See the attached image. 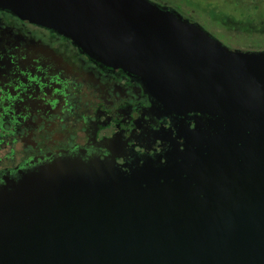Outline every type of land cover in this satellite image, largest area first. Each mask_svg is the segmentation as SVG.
Returning a JSON list of instances; mask_svg holds the SVG:
<instances>
[{"label": "water", "instance_id": "95a60500", "mask_svg": "<svg viewBox=\"0 0 264 264\" xmlns=\"http://www.w3.org/2000/svg\"><path fill=\"white\" fill-rule=\"evenodd\" d=\"M0 9L140 76L167 110L201 113L214 136L243 141L238 177L209 165L196 184L173 151L128 173L97 159L51 165L48 203L63 198L66 217L37 238L34 264H264V49L228 46L152 0H0Z\"/></svg>", "mask_w": 264, "mask_h": 264}, {"label": "flooded vegetation", "instance_id": "af4514ba", "mask_svg": "<svg viewBox=\"0 0 264 264\" xmlns=\"http://www.w3.org/2000/svg\"><path fill=\"white\" fill-rule=\"evenodd\" d=\"M152 1L228 46L264 49V39L242 43V36L255 33L252 27L219 25L216 18L215 24L184 0ZM202 117L167 110L140 76L96 60L54 29L0 9V264H34L37 238L49 239L58 233L52 223L65 221V200L48 203L57 195L58 177L50 167L57 162L97 159L128 173L144 164L161 166L173 151L179 162L185 153L194 184L209 178V165L215 173L233 174L243 141L214 136Z\"/></svg>", "mask_w": 264, "mask_h": 264}, {"label": "rangeland", "instance_id": "374dc122", "mask_svg": "<svg viewBox=\"0 0 264 264\" xmlns=\"http://www.w3.org/2000/svg\"><path fill=\"white\" fill-rule=\"evenodd\" d=\"M183 5L190 7L189 9H194L193 6L196 5L214 23L216 18L219 25L230 23L240 28L252 27L255 33L242 36V43H255L264 39V0H184ZM223 30L221 29L228 32L224 26ZM222 41L225 42L224 39Z\"/></svg>", "mask_w": 264, "mask_h": 264}]
</instances>
